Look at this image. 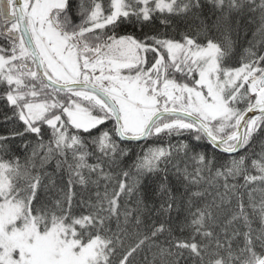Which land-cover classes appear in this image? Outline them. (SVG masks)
Segmentation results:
<instances>
[{"label": "snow or ice", "instance_id": "1", "mask_svg": "<svg viewBox=\"0 0 264 264\" xmlns=\"http://www.w3.org/2000/svg\"><path fill=\"white\" fill-rule=\"evenodd\" d=\"M257 12L259 38L233 66L234 17ZM0 101L18 125L0 135V152L17 138L30 149L23 163L0 156V264H136L164 233L143 264H264V231L251 228L252 216L264 222V198L237 197L221 225L220 204L192 190L217 182L223 203L264 184V0H0ZM173 135L190 142L148 145L121 166L122 143ZM205 142L226 158L200 150ZM52 159L68 174L63 187L38 170ZM121 217L146 229L135 243Z\"/></svg>", "mask_w": 264, "mask_h": 264}, {"label": "trees", "instance_id": "2", "mask_svg": "<svg viewBox=\"0 0 264 264\" xmlns=\"http://www.w3.org/2000/svg\"><path fill=\"white\" fill-rule=\"evenodd\" d=\"M205 11H208V9H205ZM262 20L260 13L257 12L255 14H245L241 18H235L233 21V31L231 33V39L235 42V55L233 56L231 60V64L233 66H238L239 61L241 57L244 54L245 51V46L246 44H249L250 41H254L255 39L259 38V33L258 29L261 27ZM122 31H133L131 27H127L123 29ZM254 34H256L254 36ZM7 112L9 115H11V112L9 109H7L4 105L3 101H0V135H7L10 131L11 128L16 127V125L13 122H5L4 121V114ZM110 126V123H109ZM31 139V138H29ZM184 141V142H190V137L187 135L183 136H176L173 135L170 139L168 137H164L162 140H158L156 138H152L148 140L146 143L145 142H125L122 143L121 146L129 149V155L127 157H124L122 160V167L125 169L129 168L132 163L136 159V155L140 154L142 152L143 148H146L148 145H155V144H164L165 146L169 143L172 145H178L179 142ZM8 152L5 155L3 152H0V156H2L5 160L11 159L14 157H19L20 162H24V158L30 153V149L25 150L23 145L21 144V141L19 138L16 140L10 141L8 144ZM202 151H206L209 156L215 155L221 160L226 158L225 154H222L219 152V150H214L211 146H208L205 142V145L200 149ZM94 160H91L92 162ZM38 163V162H37ZM173 163H179L180 167L184 166L185 160L183 159V154H174V160ZM170 168V174L169 178L171 181V187L174 192H177V189L180 191L177 192V195H180L181 192H183L182 185L176 180L175 176L172 175L171 173L174 171V169L171 168V165H169ZM41 171H46L49 174H54L53 178L56 180L57 184L60 185L61 187L64 186L67 182V172L66 171H60L57 170L56 168V160L52 159L50 160L47 164L44 165L43 169H38ZM205 176L210 179V174L205 173ZM156 180L157 178L154 177H145V183L148 185L150 190H154L156 188ZM208 180V179H206ZM44 182L48 183L47 177L44 178ZM204 182V181H203ZM203 182L197 186L194 187L192 190H198L203 192V188H200V186L203 184ZM215 187H216V192H212L211 190H208L205 195V199H201L198 201L201 204L204 203H211L213 200L217 204H220L219 201V196H217V192L223 193V188L220 187V184L217 182H212ZM103 184V182H102ZM77 193L74 201V210L75 211H80L79 207V200L85 193L82 191L81 187L79 185L75 186L74 189ZM94 186H93V191H94ZM43 195V194H42ZM149 195L151 196L150 203H155L157 206L159 205V197L152 196V193L150 191ZM237 197H242L244 202L247 204L250 200V197L252 200L255 202H259L262 198H264V184H261L259 182H256L253 185H250L246 188H240L238 192L235 193V195L229 194V196L225 197L223 203L220 204V210L218 212V218H217V223L223 225L228 219L231 218V215L237 210ZM185 198H187L185 196ZM135 197L132 198L130 201L131 203H134ZM121 206L123 207V200L121 201ZM185 215L183 211L180 212V218H182ZM172 216V221L175 222L177 219V212L173 211L171 214ZM151 219L154 220H163L166 219L164 216L156 217L153 216ZM112 227L115 230L116 228V221L113 219L112 221ZM121 227L126 228L127 235L124 236V242L125 244H132L137 241V232H145L146 229L141 226L139 229L135 226L134 223H129L128 225L123 224V217H121ZM236 227L241 228L242 231H247L248 229L246 227H243L242 224L236 225ZM251 228L255 233H259L264 231V222H261L260 218L258 216H252L251 217ZM218 232H220V229H217ZM163 235H167V233H164ZM142 238V236L140 237ZM166 240H161L159 237L156 238L155 240H148L145 241V245L142 247V250L139 252V254L136 256V264H143V257L148 256L149 259L152 258V254L156 251V246L161 245L163 246L165 244ZM236 247V243L233 245ZM259 250V249H258Z\"/></svg>", "mask_w": 264, "mask_h": 264}, {"label": "bare ground", "instance_id": "3", "mask_svg": "<svg viewBox=\"0 0 264 264\" xmlns=\"http://www.w3.org/2000/svg\"><path fill=\"white\" fill-rule=\"evenodd\" d=\"M242 47H245L246 49L249 47V44H246L245 46H243L242 45ZM92 162H95V161H92ZM67 180H68V174H67ZM200 188H203V196L201 197V199H205V195H206V192H208V190H211L212 192H216V187H215V185L213 184V183H209L208 182V180H205L204 182H203V184L200 186ZM217 198H218V196H216ZM186 199V198H185ZM220 204H221V202H220V199H219V201H218ZM159 238L162 240H166V239H168V235H161V236H159Z\"/></svg>", "mask_w": 264, "mask_h": 264}, {"label": "water", "instance_id": "4", "mask_svg": "<svg viewBox=\"0 0 264 264\" xmlns=\"http://www.w3.org/2000/svg\"><path fill=\"white\" fill-rule=\"evenodd\" d=\"M256 114H258V113H256ZM248 115L251 116V115H253V113H249Z\"/></svg>", "mask_w": 264, "mask_h": 264}]
</instances>
